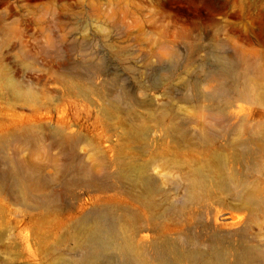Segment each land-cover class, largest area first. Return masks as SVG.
Listing matches in <instances>:
<instances>
[{
  "label": "bare ground",
  "instance_id": "obj_1",
  "mask_svg": "<svg viewBox=\"0 0 264 264\" xmlns=\"http://www.w3.org/2000/svg\"><path fill=\"white\" fill-rule=\"evenodd\" d=\"M168 55L174 59L178 53ZM208 64L202 83L217 86L195 101H176L168 92L166 103L155 108L132 94L84 92L104 100L99 113L118 119L124 130L125 147L112 163L88 138L60 129L46 134L42 127L26 125L0 139V148L16 144L48 161L46 166L4 156L0 188L32 211L72 212L63 217L66 222L57 219L62 222L58 231L63 230L58 243L48 246L42 236L46 264H264V186L252 180L253 172L264 173V114L240 119L229 111L234 100L264 105V57L216 52ZM9 86L25 105L38 99L13 80ZM176 102L183 105L178 109ZM136 107L163 127L168 145L153 137ZM189 110L208 119L193 132L177 118ZM83 144L90 146L98 167L86 163ZM158 162L176 177L165 184L152 173ZM232 165L245 166L246 172L239 174ZM47 167L55 173L46 175ZM77 187L99 194L92 198L95 209L80 218L71 215L79 206L63 201ZM224 212L231 222L218 224ZM48 213L39 219L41 226L55 221L52 216L49 222ZM66 242L73 246L65 248Z\"/></svg>",
  "mask_w": 264,
  "mask_h": 264
},
{
  "label": "rangeland",
  "instance_id": "obj_2",
  "mask_svg": "<svg viewBox=\"0 0 264 264\" xmlns=\"http://www.w3.org/2000/svg\"><path fill=\"white\" fill-rule=\"evenodd\" d=\"M216 49L229 57L236 52L250 60L264 57V0H0V139L26 125L42 127L46 134L60 129L88 138L112 163L125 147L124 130L118 119L99 113L104 100L84 92L132 94L136 101L152 102L155 108L166 103L168 92L176 101H195L197 95L217 86L214 81L202 83ZM174 51L176 60L168 55ZM9 80L38 99L31 105L18 101ZM182 105L176 102L178 109ZM136 111L153 137L168 145L163 127L147 119L145 108L136 107ZM229 111L241 119L264 114V105L234 100ZM187 114L177 118L187 122L192 132L208 120L193 110ZM232 118V123L238 122ZM80 153L87 164L99 166L90 146L83 144ZM4 156L48 166L44 156L32 155L28 148L2 147L0 184L6 168ZM234 168L239 174L246 172L245 166ZM45 172L55 173L50 167ZM152 173L165 184L176 177L161 162ZM252 176L264 186V173ZM91 190L77 187L64 197V203L79 206L72 216L80 218L95 209L92 198L99 194ZM43 211L16 203L0 188V264L47 263L42 236L48 237V246L58 243L63 234L58 225L72 212H47L49 222L53 217L56 222L41 226L39 219L47 214ZM228 216H220L218 224L231 222ZM57 219L63 221L57 224ZM64 246L73 245L66 242ZM107 256L115 257L113 253Z\"/></svg>",
  "mask_w": 264,
  "mask_h": 264
}]
</instances>
